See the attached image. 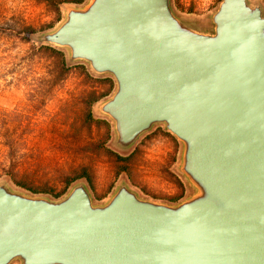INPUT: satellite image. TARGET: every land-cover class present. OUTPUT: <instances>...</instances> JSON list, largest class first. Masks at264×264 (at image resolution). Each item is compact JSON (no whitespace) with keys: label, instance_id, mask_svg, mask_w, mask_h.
I'll return each instance as SVG.
<instances>
[{"label":"water","instance_id":"water-1","mask_svg":"<svg viewBox=\"0 0 264 264\" xmlns=\"http://www.w3.org/2000/svg\"><path fill=\"white\" fill-rule=\"evenodd\" d=\"M209 21L172 0H89L36 35L113 76L96 110L116 147L156 124L175 135L195 192L172 204L123 180L96 203L84 181L52 199L2 180L0 264H264V8L221 0Z\"/></svg>","mask_w":264,"mask_h":264},{"label":"rangeland","instance_id":"rangeland-1","mask_svg":"<svg viewBox=\"0 0 264 264\" xmlns=\"http://www.w3.org/2000/svg\"><path fill=\"white\" fill-rule=\"evenodd\" d=\"M57 1L0 0V30H17L23 22L41 29L54 22L53 27L30 35V42L0 32V181L6 180L16 190L52 199L63 197L75 183L84 181L96 203L105 202L123 180L141 196L158 201L176 204L192 195L195 189L178 170L182 143L164 125L156 124L133 146L122 150L114 145L111 123L108 147L122 157H130L129 161L99 148L104 129L96 121L84 123L85 101L92 90L110 91L101 100L110 97L116 88L115 80L113 89L108 81L112 75L93 74L86 62L77 61L71 64H85L91 76L83 73L81 68L85 67L75 65L65 81L53 84L44 79L47 68L58 66L33 47L39 45L36 35L55 28L64 18L65 6L80 7L89 0L83 4L62 3V18L55 21ZM255 1L264 8V0ZM220 2L172 0L178 15L194 19L204 29L212 28L209 17ZM98 102L93 106L94 115L102 116L96 110ZM12 150L19 153V161L6 156ZM11 163L21 167L20 178L25 185L16 184L5 175ZM79 165L87 166L91 181L82 178L68 184L66 176Z\"/></svg>","mask_w":264,"mask_h":264},{"label":"trees","instance_id":"trees-1","mask_svg":"<svg viewBox=\"0 0 264 264\" xmlns=\"http://www.w3.org/2000/svg\"><path fill=\"white\" fill-rule=\"evenodd\" d=\"M65 2L83 4L85 0H58L55 3V8H54V13L56 14L55 21H59L62 18L61 4ZM53 26H54V22L50 24L48 23L47 26L41 29H37L36 26L23 22L17 30L14 27H10V29L2 28L0 32L7 33L8 35H11V36L19 37L21 40L25 42L27 41L30 42L31 41L30 35L35 34L36 32H38V30L41 31L46 28H51ZM33 45H34L33 47L36 48L38 51L46 53L49 57H51L55 61L56 65L58 66V68H47V75L44 76L45 77L44 79L47 80L48 82L57 84L59 82L65 81L68 78V76L71 74L72 69H73L72 67L75 65L85 67V68H81L84 71L83 73H85L87 76H91L90 71L88 70V68H86L87 66H85V64L69 63L65 50L58 48L56 46L48 45V44H39V45L33 44ZM106 75H110V74H106ZM108 81L111 83V86H112L111 89H113L114 79L112 78V76L108 78ZM87 94H88L87 100L85 101L84 123L87 122L89 124L92 121H96L97 123L100 124V127H103L104 134L98 145L99 148L102 150L109 151V153H111L112 155L117 156V159L119 158L120 160L129 161L130 157H127V158L122 157L119 154H117L115 150L108 147L109 141L112 137V125H111L110 120L107 117L94 115V111H93L94 104L98 102L99 100H101L103 97L110 94V91L109 92L108 91L98 92L96 90H92L88 92ZM94 151H98V150H94ZM6 156H8L11 161H15V160L19 161L18 159L20 158L19 153L13 150L10 151ZM21 174H22V170L19 164L11 163L9 168L5 170V175L10 180L14 181L16 184L25 185L23 180L20 178V176H22ZM82 178H86L89 182L91 181L90 173L88 171L87 166L85 165H79L73 168L71 170V174L66 176L65 180H67L68 181L67 183L69 184V181L74 182ZM26 187L28 189H32L29 186H26ZM65 191L66 189L63 192L56 194L55 197L61 196ZM12 264H17V262H14Z\"/></svg>","mask_w":264,"mask_h":264}]
</instances>
